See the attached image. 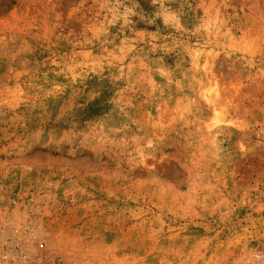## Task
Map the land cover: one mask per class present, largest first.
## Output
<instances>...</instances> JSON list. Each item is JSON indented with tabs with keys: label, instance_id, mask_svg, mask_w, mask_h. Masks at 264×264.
I'll return each mask as SVG.
<instances>
[{
	"label": "rangeland",
	"instance_id": "1",
	"mask_svg": "<svg viewBox=\"0 0 264 264\" xmlns=\"http://www.w3.org/2000/svg\"><path fill=\"white\" fill-rule=\"evenodd\" d=\"M264 264V0H0V264Z\"/></svg>",
	"mask_w": 264,
	"mask_h": 264
},
{
	"label": "built area",
	"instance_id": "2",
	"mask_svg": "<svg viewBox=\"0 0 264 264\" xmlns=\"http://www.w3.org/2000/svg\"><path fill=\"white\" fill-rule=\"evenodd\" d=\"M254 264H262V261L258 262V261H255Z\"/></svg>",
	"mask_w": 264,
	"mask_h": 264
}]
</instances>
